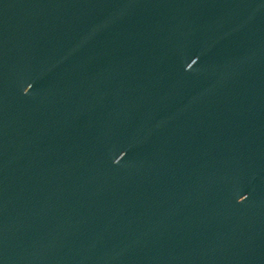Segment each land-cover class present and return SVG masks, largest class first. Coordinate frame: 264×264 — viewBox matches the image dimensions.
<instances>
[{
    "label": "water",
    "instance_id": "95a60500",
    "mask_svg": "<svg viewBox=\"0 0 264 264\" xmlns=\"http://www.w3.org/2000/svg\"><path fill=\"white\" fill-rule=\"evenodd\" d=\"M0 264H264V0H0Z\"/></svg>",
    "mask_w": 264,
    "mask_h": 264
}]
</instances>
